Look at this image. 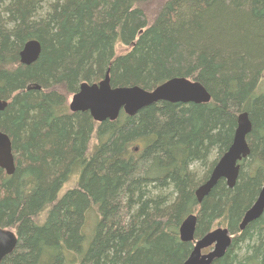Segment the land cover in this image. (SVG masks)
Segmentation results:
<instances>
[{
  "label": "trees",
  "instance_id": "1",
  "mask_svg": "<svg viewBox=\"0 0 264 264\" xmlns=\"http://www.w3.org/2000/svg\"><path fill=\"white\" fill-rule=\"evenodd\" d=\"M152 1L0 0V130L16 164L13 175L0 168V228L18 237L2 264H184L194 242L179 229L191 214L196 239L219 226L232 235L212 264H264V213L240 229L264 187V0H165L150 22ZM33 39L41 55L24 65ZM108 70L113 87L184 77L211 100L101 123L71 112L68 97ZM244 111L251 153L238 180L199 203Z\"/></svg>",
  "mask_w": 264,
  "mask_h": 264
},
{
  "label": "water",
  "instance_id": "2",
  "mask_svg": "<svg viewBox=\"0 0 264 264\" xmlns=\"http://www.w3.org/2000/svg\"><path fill=\"white\" fill-rule=\"evenodd\" d=\"M42 52L41 43L30 40L20 53V62L30 65L36 62ZM210 93L199 82L184 77H176L165 81L152 90L140 86L113 87L110 71L103 80L97 83L84 82L79 91L72 96L69 103L71 112H89L95 122L106 120L115 121L123 111L128 116H135L140 110L159 102L169 103H208ZM8 105L0 99V112ZM253 124L248 112L238 115L237 128L233 143L217 161L210 177L201 184L196 191L199 203L218 184L226 180L233 188L238 180L241 162L250 155L251 148L248 135L252 132ZM0 168L6 174L13 175L16 169L15 157L10 137L0 130ZM264 213V187L255 203L245 212L240 223L243 231L251 222L257 220ZM197 215H189L179 229V236L183 242H194V248L184 264H212L223 257L232 244V235L227 227L219 226L200 239H196ZM18 244L17 234L8 229L0 228V264L4 258L12 254ZM209 250L204 253V250Z\"/></svg>",
  "mask_w": 264,
  "mask_h": 264
},
{
  "label": "rangeland",
  "instance_id": "3",
  "mask_svg": "<svg viewBox=\"0 0 264 264\" xmlns=\"http://www.w3.org/2000/svg\"><path fill=\"white\" fill-rule=\"evenodd\" d=\"M165 2V0H153L152 2H150L149 4H146V5H143L144 6V9L145 11L147 12L148 14V17H149V21L152 22L153 19L155 18V16L157 15L158 13V10L159 8L161 7V5ZM118 51L119 53L121 52H125L127 50L126 47H124L122 44H118ZM72 99V96H69L68 97V107H69V103ZM77 175L73 176L72 179H70V181L65 185L64 189L62 192L65 191V189L67 188H71L73 187L76 182H77ZM62 194V193H61ZM93 224V219H89L88 221V227H87V232L91 231V225ZM208 250L204 251L205 253L207 252Z\"/></svg>",
  "mask_w": 264,
  "mask_h": 264
},
{
  "label": "bare ground",
  "instance_id": "4",
  "mask_svg": "<svg viewBox=\"0 0 264 264\" xmlns=\"http://www.w3.org/2000/svg\"><path fill=\"white\" fill-rule=\"evenodd\" d=\"M104 79V78H103Z\"/></svg>",
  "mask_w": 264,
  "mask_h": 264
}]
</instances>
